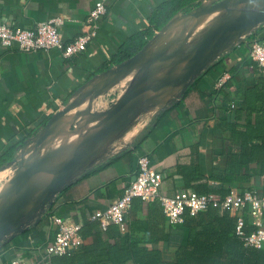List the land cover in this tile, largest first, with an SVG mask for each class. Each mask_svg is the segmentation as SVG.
I'll list each match as a JSON object with an SVG mask.
<instances>
[{
    "label": "crops",
    "instance_id": "obj_1",
    "mask_svg": "<svg viewBox=\"0 0 264 264\" xmlns=\"http://www.w3.org/2000/svg\"><path fill=\"white\" fill-rule=\"evenodd\" d=\"M97 1L0 0V22L31 28L39 21L60 17L59 31L69 42L83 32ZM202 1L104 0L106 12L96 36L85 50L69 57L57 47L23 51L0 42V170L89 83L154 36L169 34L168 24ZM189 4L194 6L186 11ZM174 8L177 11L173 13ZM255 39L264 43V23L222 52L181 96L165 106L141 110L108 153L58 191L39 221L0 242V264H13L16 259L58 264L46 256V246L57 229L53 215L82 224V242L72 250L76 251L72 255L75 262L70 264H162L159 262L174 260L178 248L187 241L188 231L182 223H169L159 201L135 198L126 229L112 223L103 228L92 218L96 210L107 209L136 178L141 154H147L151 166L162 173V190L168 195L185 188L218 193L257 190L264 194L262 164L251 162L238 172L231 170L229 164L241 147L231 128L220 123L225 109L239 108L245 90L264 79L258 62L249 55ZM132 75L120 77L113 87L125 85ZM220 80L223 83L219 86ZM239 113L235 118L239 130L246 128L248 120L253 123L257 115L244 109ZM230 214L235 216L232 211ZM245 217L251 224L255 219L247 209ZM261 219L264 224V216Z\"/></svg>",
    "mask_w": 264,
    "mask_h": 264
},
{
    "label": "water",
    "instance_id": "obj_2",
    "mask_svg": "<svg viewBox=\"0 0 264 264\" xmlns=\"http://www.w3.org/2000/svg\"><path fill=\"white\" fill-rule=\"evenodd\" d=\"M223 10L218 20L192 39L208 12ZM181 20L183 27L175 26ZM264 23V0H203L180 18L171 21L166 30L149 40L139 51L106 70L89 83L78 96L58 110L19 150L33 142L41 146L52 132L48 128L61 121H73L79 112H71L75 104L99 92L109 91L120 77L134 71L124 93L102 112L89 110L84 119L100 117V126L80 134L69 143L46 152L27 163L18 154L0 171L18 164L11 190L2 189L0 199L11 193L8 206L0 210V242L15 236L41 214L58 191L79 171L104 155L103 148L126 131L145 107L165 106L181 96L192 81L225 50L237 43L257 25ZM160 97H164L160 100ZM85 121V122H86ZM55 163L50 180L40 184V173L45 164Z\"/></svg>",
    "mask_w": 264,
    "mask_h": 264
},
{
    "label": "built area",
    "instance_id": "obj_3",
    "mask_svg": "<svg viewBox=\"0 0 264 264\" xmlns=\"http://www.w3.org/2000/svg\"><path fill=\"white\" fill-rule=\"evenodd\" d=\"M106 12L104 0H99L90 10L84 23L83 32L72 41L66 42L59 25L63 19L52 17L37 22L31 28L12 26L8 22H0V42L7 46L17 45L23 51L47 50L57 47L63 56L69 57L87 48L96 36L100 27V20ZM250 57L257 61L264 75V43L258 39L251 42ZM223 80L218 82L222 85ZM234 107V104H231ZM138 173L136 178L126 186L121 196L116 198L105 210H96L92 218L100 221L103 228L111 223L118 224L126 229L127 215L135 198L145 202L157 200L170 224L183 223V214L186 209L191 214H197L211 207L219 210L228 209L234 212L237 218L236 231L244 243L248 246L262 248L264 246V194L257 190H245L242 193L230 192L224 196L216 192H198L192 188L180 190L175 195H168L162 190L163 175L151 166L147 154L138 156ZM255 218L253 224L256 229L246 232L245 210ZM259 218V219H257ZM52 222L57 226L54 239L46 246V256L68 253L82 242L80 222H71L59 215L52 216ZM13 264H41V262H29L19 259L13 260Z\"/></svg>",
    "mask_w": 264,
    "mask_h": 264
},
{
    "label": "trees",
    "instance_id": "obj_4",
    "mask_svg": "<svg viewBox=\"0 0 264 264\" xmlns=\"http://www.w3.org/2000/svg\"><path fill=\"white\" fill-rule=\"evenodd\" d=\"M193 6L194 4H189L186 11L190 10ZM175 11H177L176 8H174L173 13ZM134 53L125 54V58L127 59ZM215 76L219 77L220 72ZM243 109L246 112L256 111L257 115L253 123L248 120L246 128L239 130L235 118L240 117L239 112ZM220 123L223 126H229L231 128L235 142L241 147L240 152L237 156L234 155V159H232L233 164H229L231 170L238 172L251 162H259L264 168V79L259 85L245 90L244 101L239 108H229L228 106L223 113ZM254 139H258L259 142H252ZM197 191L216 192L214 190ZM226 193L228 192L218 194L224 196ZM219 211L218 208L211 207L197 214H191L186 209L183 214L184 220L182 224L188 231L187 241L178 248L174 260H159V263L264 264V246L257 248L246 245L237 234L236 216L231 215L228 209H225L222 214ZM245 220L246 232L256 229V226H253V223L251 224L248 218L245 217ZM72 250L65 254L54 255L51 258L53 262L58 264L73 263L75 259L72 260V255L76 251L73 252ZM151 263H158V261Z\"/></svg>",
    "mask_w": 264,
    "mask_h": 264
},
{
    "label": "rangeland",
    "instance_id": "obj_5",
    "mask_svg": "<svg viewBox=\"0 0 264 264\" xmlns=\"http://www.w3.org/2000/svg\"><path fill=\"white\" fill-rule=\"evenodd\" d=\"M217 16H218V13H213V14H209V15L202 17L201 24H200L199 28L197 29L196 33L194 34V36L192 37V39H196V37H198L204 29H206L208 26L212 25V22H214V20L216 19ZM174 25L178 26L180 28L183 27L181 20H176ZM131 79H130V81H131ZM130 81L128 83H126L125 85L113 87L109 91H104V92H99L97 94H93V95L87 97L85 100L75 104L74 108L70 111V113L75 112V111L79 112V116L75 120H73V121H69V120L61 121L57 125H55V124L51 125L48 129L50 131L56 132V133L60 132V131L76 130L78 125H80L81 123H84L87 120V119L85 120L84 117H85V114L89 110H91L92 112H102V111L108 109L113 103H115L116 98H118V95L120 94V92H122L123 90H125L127 88ZM112 91H115V93L109 94ZM92 117L95 120V126L92 129V131H93L94 129H96L97 127L100 126L101 118L94 116V115H92L91 118ZM88 131H91V130H88ZM80 134H81V132H78V135H80ZM40 147L41 146H36L35 143H33V142L29 143L23 149L18 150L17 154H18L19 160H25V162H27V163L31 162L32 160L37 158L35 156L38 153ZM7 168H9V170H11L12 173H11V171H6L2 175H0V192L2 191V188L5 186V184L9 181V179L11 177L9 175L12 174V177H13L14 173H17L18 164L17 163L11 164Z\"/></svg>",
    "mask_w": 264,
    "mask_h": 264
},
{
    "label": "bare ground",
    "instance_id": "obj_6",
    "mask_svg": "<svg viewBox=\"0 0 264 264\" xmlns=\"http://www.w3.org/2000/svg\"><path fill=\"white\" fill-rule=\"evenodd\" d=\"M223 10H216L214 12H208L206 13L204 16L209 15V14H213V13H218V16L216 17V19L214 20V22H216L218 20V18L223 14ZM203 16V17H204ZM212 22V23H214ZM209 27V26H208ZM197 36V35H196ZM134 74V71L132 72ZM133 77V75H132ZM162 100L164 97H160ZM95 126V120L94 118H90L88 121L81 123L80 125L77 126L76 130H69V131H60V132H51L43 141H42V145L39 148L38 153L36 154L35 157H39L44 155L46 152L55 149L65 143L70 142L71 140L75 139L78 135V132L85 133L88 132V130H92ZM129 129H127L124 132H121L120 134H118L117 136H115L112 141L110 143H107L105 145V147L103 148V153H108L109 150L113 147V145L115 144V142L123 135L125 134ZM11 171V170H8ZM55 171V163H51V164H45L41 170L40 173V184H45L50 180L51 175L53 174V172ZM1 172V171H0ZM12 173V171H11ZM11 176L9 181L5 184V186L2 188L7 189V190H11L14 188L15 184L12 182V174L9 175ZM13 195L11 193L6 194L2 199H0V210L2 208H5L6 206H8L10 199ZM5 206V207H4Z\"/></svg>",
    "mask_w": 264,
    "mask_h": 264
}]
</instances>
